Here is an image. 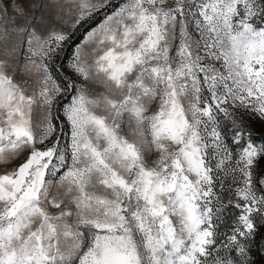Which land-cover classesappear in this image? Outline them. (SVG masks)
<instances>
[{
    "label": "snow or ice",
    "instance_id": "6c2138e0",
    "mask_svg": "<svg viewBox=\"0 0 264 264\" xmlns=\"http://www.w3.org/2000/svg\"><path fill=\"white\" fill-rule=\"evenodd\" d=\"M253 249L264 0H0V264Z\"/></svg>",
    "mask_w": 264,
    "mask_h": 264
},
{
    "label": "rangeland",
    "instance_id": "374dc122",
    "mask_svg": "<svg viewBox=\"0 0 264 264\" xmlns=\"http://www.w3.org/2000/svg\"><path fill=\"white\" fill-rule=\"evenodd\" d=\"M257 128L259 129L260 126L257 125ZM253 256L256 260V264H264V252H259L257 249H253Z\"/></svg>",
    "mask_w": 264,
    "mask_h": 264
}]
</instances>
